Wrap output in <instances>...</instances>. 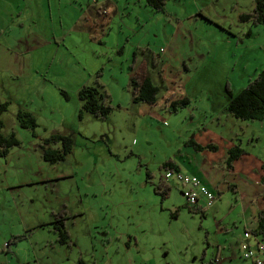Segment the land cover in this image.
Returning a JSON list of instances; mask_svg holds the SVG:
<instances>
[{"label":"rangeland","instance_id":"rangeland-1","mask_svg":"<svg viewBox=\"0 0 264 264\" xmlns=\"http://www.w3.org/2000/svg\"><path fill=\"white\" fill-rule=\"evenodd\" d=\"M254 3L167 0L157 12L146 0H0L2 132L20 141L0 157V264H210L202 254L217 247L242 256L239 194L210 187L217 198L201 216L176 182L167 181L165 199L153 185L166 159L190 158L179 170L193 175L187 165L199 170L209 161L184 143L204 127L236 132L264 162V118L240 120L227 110V89L236 95L264 67V24L238 20ZM20 10L34 11L36 24L17 26ZM134 75L158 87L154 104L133 99ZM95 80L113 107L105 120L78 116L77 90ZM185 96L188 108L169 110ZM21 106L36 117L34 132L19 126ZM58 132L73 138V149L50 162L41 144ZM63 208L69 245L52 231Z\"/></svg>","mask_w":264,"mask_h":264},{"label":"trees","instance_id":"trees-1","mask_svg":"<svg viewBox=\"0 0 264 264\" xmlns=\"http://www.w3.org/2000/svg\"><path fill=\"white\" fill-rule=\"evenodd\" d=\"M167 0H146V4L151 6L156 11H164V5ZM254 8L251 12L241 13L238 20L245 21L251 19L255 24H264V0H254ZM131 88L133 93V99L135 101H143L148 104H154L156 102V95L158 87L153 84L149 77L138 78L137 75L131 78ZM63 95L68 98V94L62 91ZM227 94L230 100L227 105L228 112L240 120L254 121L262 120L264 118V67L255 75V77L247 83L236 95L231 93L230 89H227ZM78 98L81 101V110L78 113L79 118L82 117V111L90 113L97 119L105 120L111 114L113 107L110 105V98L108 93L103 88V85L95 80L92 85H83L77 90ZM7 101L0 103V157L6 156L9 153V149L20 144L19 139L14 132H10L8 135L3 134L2 129L4 127L1 119L2 113L7 109ZM190 103V99L182 97L171 102L172 112H177L179 108H183ZM16 118L21 128L29 129L32 132L38 126L36 117L33 113L25 108H19L16 112ZM60 144L59 148L45 147L44 144ZM187 146H191L195 151L203 150H217V145L213 142H208L205 145L198 143L195 139L189 138L184 141ZM74 141L70 135L64 133H55L43 140L41 144L42 157L50 162H57L63 160L73 149ZM239 144H234L229 148L227 158L225 161V168L231 170L233 168V161L245 154ZM160 168L176 169L179 170V165L172 159H166L162 162ZM262 169L264 170V162L262 163ZM152 174L147 170L146 178L151 177ZM264 181V176L262 178ZM168 180L164 179V175L159 178L158 182L153 185V191L159 195L162 199L169 196L172 186L167 183ZM173 181V180H172ZM232 189V188H231ZM181 190V189H180ZM234 191V189H232ZM182 192V191H181ZM235 192V191H234ZM183 194V193H182ZM216 199V198H215ZM201 216L205 214V209L201 207ZM66 210L63 208L57 214L54 215L52 231L57 233V241L59 243L70 244L69 233L65 229ZM253 235L260 237L264 241V208L258 212V224L251 230ZM207 243V242H206ZM204 255V252L202 256ZM80 264H84L81 258Z\"/></svg>","mask_w":264,"mask_h":264},{"label":"crops","instance_id":"crops-1","mask_svg":"<svg viewBox=\"0 0 264 264\" xmlns=\"http://www.w3.org/2000/svg\"><path fill=\"white\" fill-rule=\"evenodd\" d=\"M49 1L51 5V0ZM50 5L48 6L49 7L48 15L50 14V11H51ZM157 12H162V11H157ZM34 13H35L34 11L28 12L27 10L25 12L23 10L18 11L17 17L20 21L17 23V26L23 27L24 24L26 26L35 25L36 24V14ZM24 16H25V20H23ZM63 22H64V19L60 21L62 26H63ZM53 32H54V28L50 30V34L52 38L50 41H48L50 43H52V41L56 37ZM2 37H3V31L1 29L0 30V49L3 48V46H1ZM56 43H57L56 44L57 46L61 45L60 43L58 44V42ZM18 47H20V44L18 45ZM10 59L13 61V58H10ZM231 93L233 94L232 90H231ZM190 104H191V100H190V103L182 109L188 108ZM21 107L25 108L26 110L31 111L30 107L28 106L26 107L21 106ZM21 107H18V109ZM202 131H203L202 136H196L197 137L196 139L198 140L196 141L198 143L201 142L200 144L202 145H205L208 142H213L217 145V150L215 151H211V150L195 151L193 149L198 154L199 157H200V154L202 155L206 153L207 156L209 157V161L206 163H202L201 166H198V167H202L199 170L197 169V167L194 168L192 165H187L188 171L189 173H196V175L200 176L202 178V179L200 178L201 181L204 184H206L209 188L211 187V188L218 189L219 186H223L225 188H232L237 194H239V197L241 198L239 204H241V206L245 210L243 217L241 219L240 226H242L243 234L241 235L240 239L244 241H249L251 244H254V238H253L254 236L247 239L245 238L244 233L245 231L253 230L257 226L258 212L264 208V194H259V192L255 188V186H259V188L264 187L262 183L263 182L262 178L264 176V170L262 169L263 161H261V159H259L256 155H253L252 153H249L247 150H245L246 153L243 154L241 157L237 158L236 160H234L233 168L231 170H228L225 168V161L227 158V153L230 147H232L234 144H239V142H241L240 139H236V137H238V134L236 132L235 133L231 132V133L226 134L225 136V134L221 132L215 131L213 129H207L205 127L202 129ZM201 137H203V140H201ZM233 137H235V140L233 139ZM182 161L184 164H189L191 162L190 158H188L186 161L181 160V162H178V163L176 162V163L179 165L180 163H182ZM196 161L199 162V160H195L194 158L192 162L196 163ZM216 161H219L218 162L219 164H216L215 163ZM253 168H258L259 172L255 171V169ZM228 178L230 180H227ZM200 203H202L201 200H200ZM207 208H204V209H207ZM210 250L212 249L210 248ZM240 250H241L242 256H239V254L235 256L232 253H228L227 255V254L222 253V251L217 247L214 251H211L210 255L204 252V255L202 256L201 260H203V263H204L206 259H210V264H212V260L215 257H217L221 259V261L223 262L222 264H253L252 259H248L243 256V249L241 248V244H240ZM220 253H222L225 258L221 256Z\"/></svg>","mask_w":264,"mask_h":264},{"label":"built area","instance_id":"built-area-1","mask_svg":"<svg viewBox=\"0 0 264 264\" xmlns=\"http://www.w3.org/2000/svg\"><path fill=\"white\" fill-rule=\"evenodd\" d=\"M164 179L176 182L190 205L207 208L216 198L210 188L196 175L183 173L176 169H166ZM200 200L202 203H200ZM244 236L247 239L254 236V244L249 241L242 243L243 256L252 259L253 264H264V241L260 237L257 238V236L253 235L251 231H245ZM212 264H221L220 259L215 257L212 260Z\"/></svg>","mask_w":264,"mask_h":264}]
</instances>
